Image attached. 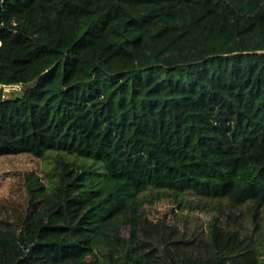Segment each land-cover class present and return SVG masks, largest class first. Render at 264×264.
Listing matches in <instances>:
<instances>
[{"label": "trees", "instance_id": "obj_1", "mask_svg": "<svg viewBox=\"0 0 264 264\" xmlns=\"http://www.w3.org/2000/svg\"><path fill=\"white\" fill-rule=\"evenodd\" d=\"M0 15V157L54 158L49 183L27 173L1 197L0 264H264V224L138 211L151 194L264 212V0H0ZM70 194L88 245L53 214Z\"/></svg>", "mask_w": 264, "mask_h": 264}, {"label": "rangeland", "instance_id": "obj_2", "mask_svg": "<svg viewBox=\"0 0 264 264\" xmlns=\"http://www.w3.org/2000/svg\"><path fill=\"white\" fill-rule=\"evenodd\" d=\"M1 87V84H0ZM23 93L19 85L5 86L4 94L16 97ZM54 158H40L29 153L6 154L0 157V199L11 188L18 192L24 190L21 185L25 174L39 175L45 184L49 183V170ZM262 209V208H261ZM54 216L69 225L70 233L82 245H88L86 232V210L75 194H70L60 204L52 208ZM138 211H146L151 216L166 219L168 223L176 221V215L184 216L189 211L208 223L209 220H219L226 226L235 228L243 234H250L264 224V212L253 205L233 206L226 199H212L196 195L164 196L157 198L151 194L141 199ZM257 212V213H255ZM130 224L122 220V233L128 236Z\"/></svg>", "mask_w": 264, "mask_h": 264}, {"label": "water", "instance_id": "obj_3", "mask_svg": "<svg viewBox=\"0 0 264 264\" xmlns=\"http://www.w3.org/2000/svg\"><path fill=\"white\" fill-rule=\"evenodd\" d=\"M2 24V20H1V15H0V25ZM6 86H16L15 84H10V85H6Z\"/></svg>", "mask_w": 264, "mask_h": 264}]
</instances>
